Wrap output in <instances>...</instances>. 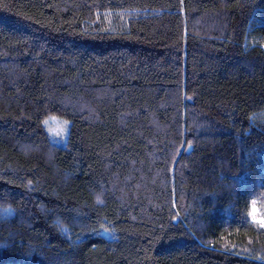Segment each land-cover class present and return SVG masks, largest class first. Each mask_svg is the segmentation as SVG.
Here are the masks:
<instances>
[{"label": "trees", "instance_id": "1", "mask_svg": "<svg viewBox=\"0 0 264 264\" xmlns=\"http://www.w3.org/2000/svg\"><path fill=\"white\" fill-rule=\"evenodd\" d=\"M263 47L264 0H0V264H264Z\"/></svg>", "mask_w": 264, "mask_h": 264}, {"label": "rangeland", "instance_id": "2", "mask_svg": "<svg viewBox=\"0 0 264 264\" xmlns=\"http://www.w3.org/2000/svg\"><path fill=\"white\" fill-rule=\"evenodd\" d=\"M264 50V47H263ZM48 125V132L54 141L57 140L58 134L60 133V139L65 138L66 124L56 119H49L46 123Z\"/></svg>", "mask_w": 264, "mask_h": 264}, {"label": "snow or ice", "instance_id": "3", "mask_svg": "<svg viewBox=\"0 0 264 264\" xmlns=\"http://www.w3.org/2000/svg\"><path fill=\"white\" fill-rule=\"evenodd\" d=\"M100 202L99 199L97 201ZM256 201H252L253 209L249 213V216L254 224H256L259 228L264 229V218H258L256 208H255ZM11 213V210H8L7 212L3 213V215H8Z\"/></svg>", "mask_w": 264, "mask_h": 264}]
</instances>
